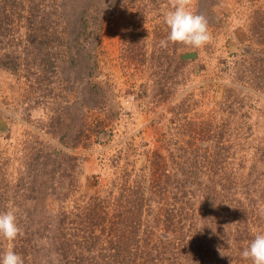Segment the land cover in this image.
Returning a JSON list of instances; mask_svg holds the SVG:
<instances>
[{
  "label": "rangeland",
  "instance_id": "374dc122",
  "mask_svg": "<svg viewBox=\"0 0 264 264\" xmlns=\"http://www.w3.org/2000/svg\"><path fill=\"white\" fill-rule=\"evenodd\" d=\"M39 1L0 0V212L14 210L24 232L0 237V255L12 248L24 264L77 263L88 256L83 234L73 229L76 217L72 225L63 217L86 200L114 210L124 183L143 184L149 196L150 162L176 173L172 155L193 146L205 159L197 175L203 198L193 207L217 235L218 256L190 259L251 264L241 256L251 239H237L245 224L264 232V0H194L212 35L199 49L160 46L169 0H97L87 8L90 32L58 35L40 54L27 45L29 33L50 39L55 27L50 15L28 13ZM79 1L61 4L70 23ZM223 182L227 211L213 201ZM98 229L101 247L115 239ZM162 234L160 252L170 243Z\"/></svg>",
  "mask_w": 264,
  "mask_h": 264
},
{
  "label": "trees",
  "instance_id": "16d2710c",
  "mask_svg": "<svg viewBox=\"0 0 264 264\" xmlns=\"http://www.w3.org/2000/svg\"><path fill=\"white\" fill-rule=\"evenodd\" d=\"M47 1L49 3H46V0H40L39 3L33 5V7L31 6V9L28 10V13L34 14V16L36 12L50 15V25L55 27L54 36L51 35L50 39L39 36L37 31L29 33V39L26 40V43L30 46L32 52H39V54L44 52L41 49L45 48V45L49 44L51 40L59 39L58 35L65 37L70 33L74 37H78L88 32L87 8L89 10L97 0H80L79 11L74 15V23L68 21L70 16L64 5L61 6L64 0ZM84 3H86V7L83 5ZM70 4L73 8L72 3ZM43 10H47L48 13ZM100 13L101 11H98L96 14L100 15ZM43 22H45L44 19ZM67 22L69 25H67ZM57 29L59 30L58 33ZM93 30L96 32V27ZM8 55L10 58V54ZM40 60L43 62L48 60L46 53L41 55ZM55 60L52 59V63L55 64ZM42 69L46 70L45 67ZM91 82L92 84L95 83L93 81L89 83ZM96 89L98 88L96 87ZM180 150H183L182 155L174 154L171 158L174 163L180 160L179 163L175 164L174 169L176 173L178 172V177L176 173L171 171L173 164L159 163V161L157 163L150 162L155 170L153 169V172L146 179L150 189L149 196L144 194L143 184L136 183L137 186L134 188L133 185L130 186L124 183L119 189L120 195L117 197L114 210L101 206L98 200L90 202L86 200L85 206H81L77 210L78 214L74 215L72 212V215L67 214L63 217L68 225H72L73 222L70 217H76L77 223L74 222L76 226L73 229L77 230L80 226L78 231L83 234L81 238L84 245L81 250L78 249L88 255L86 257L82 256L77 263L73 261V264H195L190 257L197 256L200 262L202 260L203 263H210L212 257L218 256L214 243L217 235L212 230L206 229V225H201V222H205V219L200 216L202 211L193 207L199 196L201 200L203 198L199 184L200 179L197 175L198 168L205 159L198 157V150L193 146ZM219 152L217 151L216 154ZM190 156H192V161ZM174 158L176 161L173 160ZM162 169L166 172L163 173ZM161 179H163V182L159 186L156 182L160 183ZM143 181L145 182V180ZM149 181L151 182L149 183ZM223 184L222 188L225 187L224 182ZM202 195L206 196L207 194L202 193ZM228 196L230 195L227 188H224L221 195L213 196V201H217L216 203L220 207L219 211L223 208L226 211L230 210L231 200ZM206 202L208 201H204L202 204L205 205ZM236 203L237 208H243L244 204L242 202L236 201ZM109 211L113 212L114 218L108 219ZM216 211L218 210L216 209ZM255 212L252 211L250 216L257 219ZM213 213L215 211L210 208V214ZM210 221L212 222L213 219ZM101 226L102 231L112 234L115 238L109 237V241L106 245L104 243L103 247H101L100 241L104 240V237L100 234L101 230L98 229ZM105 226L108 227L107 230ZM243 227V229H240L242 236L237 240L242 241L245 237L246 240L252 239L253 234L256 233L255 229H248L247 224ZM87 231L91 233L90 237L87 236L89 234L86 233ZM157 231H160L159 235L155 233ZM163 232L169 235L170 243H168L167 248L162 245L164 249L163 252H160V244L157 241L159 240L158 237L163 236ZM111 241H117V244L113 245ZM67 247L70 250V246L67 245ZM149 251H152V258L149 256ZM159 252L160 257L155 261ZM224 263L228 262L225 261Z\"/></svg>",
  "mask_w": 264,
  "mask_h": 264
},
{
  "label": "clouds",
  "instance_id": "9594fccd",
  "mask_svg": "<svg viewBox=\"0 0 264 264\" xmlns=\"http://www.w3.org/2000/svg\"><path fill=\"white\" fill-rule=\"evenodd\" d=\"M169 6L163 17L169 33L166 39L160 41L161 47L166 48L172 43L199 49L211 41L208 21L204 15L194 11V0H169ZM23 234L14 210L0 212V237L14 241ZM241 256L250 260L251 264H264V232L253 234ZM0 264H24V261L12 248H8L0 255Z\"/></svg>",
  "mask_w": 264,
  "mask_h": 264
}]
</instances>
